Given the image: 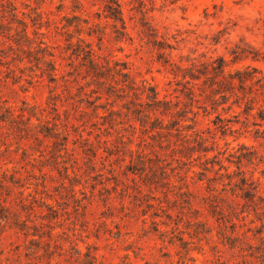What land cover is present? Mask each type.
Returning <instances> with one entry per match:
<instances>
[{"label": "rangeland", "instance_id": "374dc122", "mask_svg": "<svg viewBox=\"0 0 264 264\" xmlns=\"http://www.w3.org/2000/svg\"><path fill=\"white\" fill-rule=\"evenodd\" d=\"M10 1L0 264H264V0Z\"/></svg>", "mask_w": 264, "mask_h": 264}, {"label": "trees", "instance_id": "16d2710c", "mask_svg": "<svg viewBox=\"0 0 264 264\" xmlns=\"http://www.w3.org/2000/svg\"><path fill=\"white\" fill-rule=\"evenodd\" d=\"M8 4L11 6V9H15V4L13 2H11L10 0H7ZM106 10L108 11V16L111 18H114L115 20H120L121 22L123 21L122 17H121V11H120V6L118 3H116L115 6H113L112 4L107 5ZM15 16V15H14ZM16 22H18L20 24V31L23 35L24 38L28 39V34H27V22L24 21V19H18L16 18L15 20ZM236 56V55H235ZM255 61H263L264 62V52L260 53L257 51H254V53L251 56ZM217 62V66L214 67L216 71H219L220 73H223V65H224V59L223 58H218L216 60ZM51 68H53V64L51 63ZM251 67V68H250ZM257 68L256 67H252L250 65H248L246 67V69L244 70H235L233 73H228V78L225 80V83L228 86H235V80H237L238 84L240 87L243 86V84H245V81L247 80H251L253 81V83H259L261 81V83L259 84L260 87H264V83H262V81H264V75L261 77H256V73H257ZM122 75H127V74H122ZM222 77H224L222 75ZM154 94H156V92H154ZM154 98H156V95L153 96ZM251 108V107H249ZM2 119V117H0ZM1 183V182H0ZM7 207L4 205H1L0 210H6Z\"/></svg>", "mask_w": 264, "mask_h": 264}]
</instances>
